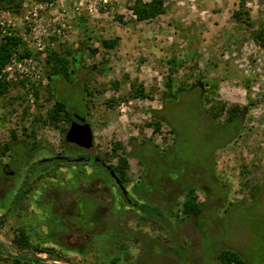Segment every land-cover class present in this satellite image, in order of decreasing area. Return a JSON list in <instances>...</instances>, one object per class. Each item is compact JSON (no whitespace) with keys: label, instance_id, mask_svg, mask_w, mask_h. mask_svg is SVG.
<instances>
[{"label":"rangeland","instance_id":"374dc122","mask_svg":"<svg viewBox=\"0 0 264 264\" xmlns=\"http://www.w3.org/2000/svg\"><path fill=\"white\" fill-rule=\"evenodd\" d=\"M161 1L141 21L136 0L0 7V38L19 37V51L31 53L0 74V264H13L7 254L43 264H220L222 250L264 264V0ZM176 89L173 133L163 98ZM199 93L209 112L224 106L215 122L202 116ZM53 95L86 114L90 153L116 148L110 167L126 157L135 206L97 191L92 181L108 179L91 164L40 162L67 155L64 112L48 117Z\"/></svg>","mask_w":264,"mask_h":264},{"label":"trees","instance_id":"16d2710c","mask_svg":"<svg viewBox=\"0 0 264 264\" xmlns=\"http://www.w3.org/2000/svg\"><path fill=\"white\" fill-rule=\"evenodd\" d=\"M39 2H52L53 0H36ZM15 2V0H0V7L1 6H7L10 5L11 3ZM161 4L162 1L161 0H154L152 3H143L140 0H136V2L134 3V5L132 6V11L135 14L137 20L141 21V20H146L149 18L154 17L156 14H158V12H160L161 10ZM236 16H238L236 14ZM240 22H244L243 19H239ZM257 41L262 40L261 39V33H257L254 37ZM22 44V41L19 37H15V36H3L2 38H0V74L1 71L3 70L4 66L10 61V59L14 56L17 55L16 57L18 59L21 58H25V57H29L30 56V51L26 50V49H21L19 51V47ZM102 44L104 47L106 48H112L115 44L114 41H110V40H103ZM77 56L73 58V62L74 65H76L77 63ZM54 72H57L55 69H53ZM61 71L63 73H65V75H67V71L65 68H61ZM71 72L73 73L74 71L71 70ZM55 74V73H54ZM54 74H52L49 77V80L54 79ZM60 78H64L67 79L66 77L63 76H59ZM1 78V75H0ZM58 78V77H55ZM7 85L8 83H6V81H2L0 79V95H3L6 90H7ZM169 86V83H168ZM138 92L141 94L142 93V89L138 88ZM182 92L181 89H176L175 91H173V93L171 94L170 97H164L163 98V106H164V110L163 112H168L170 113V115L168 117H166L165 115L163 116L165 118V120L167 122L170 123L171 127H172V131L174 132V123H175V119H180V113H178L179 109V103L181 104L180 100H179V94ZM34 94L36 95V93L34 92ZM199 96V100H198V106L200 107L199 109H201L202 111V116L204 117V115H207L206 117L208 119H210L211 122H215V120L217 119L218 115L223 112L224 110V106L221 105L219 107H215L213 109V111H208V109H205L203 103H201V98H200V93L198 94ZM54 98V102L53 105L51 107V109L49 110L48 113V117L49 119H53L55 120L60 114L61 112H65L68 110L67 106L65 103L57 100L56 95H53ZM230 111H228V120L230 122H233V118L235 116V113L238 111L237 107H232L231 109H229ZM158 113V112H157ZM153 117V115H152ZM161 117H157V119L155 120L156 125L159 124V122ZM173 125V126H172ZM178 136V135H177ZM62 144L63 145H67L62 137ZM177 140V139H176ZM9 146L6 143L4 149H8ZM26 149L24 150L25 154H26ZM28 150V149H27ZM113 153L112 154H105L103 157H101V159H103L104 161H107V159H111L116 155V148L113 149ZM27 155V154H26ZM132 156V155H130ZM99 158V157H98ZM114 173L116 175L119 176L120 180H123V177L125 176V172L128 168V164H127V159L126 157H119L118 158V162L116 167H110ZM144 173V172H143ZM189 193H191V190H189ZM190 197H187V199H189ZM191 202V206H192V201ZM193 209V207H192ZM196 213V212H195ZM191 213L186 214V216L190 215ZM145 217H141V220H144ZM51 249H39L38 252L39 253H52L50 252ZM0 253L2 254V251L0 250ZM26 257L24 255H20L19 257L17 256H11L9 254H7L6 260H11L13 262V264H43L41 259H38L37 257H34L32 260L29 259H25ZM220 264H245V262L237 255V253L231 251V250H222L218 256ZM1 260V257H0ZM5 260V262H6ZM54 264V263H52Z\"/></svg>","mask_w":264,"mask_h":264},{"label":"flooded vegetation","instance_id":"af4514ba","mask_svg":"<svg viewBox=\"0 0 264 264\" xmlns=\"http://www.w3.org/2000/svg\"><path fill=\"white\" fill-rule=\"evenodd\" d=\"M76 68V66H75ZM77 69V68H76ZM90 69H94V67H91ZM64 127L61 130V133L63 134L62 137L64 139L66 131L69 129L72 123L76 124H89L90 122L86 116V114L79 113L74 110H67L66 113L64 112ZM90 128L92 130V127L90 125ZM65 141V139H64ZM65 147L67 149V155H53L50 154L48 157H44L43 159L40 160L41 163H51L53 161H62L67 164H72V163H87L95 166L100 173H104V176L108 179V183L103 182V179H99L98 181H92L93 185L95 186V189L97 191H108L109 189H114L115 193L120 195L119 197H122L126 200L128 204H131L132 206H135L134 202H132L131 199H129V194L124 188V179L120 180L119 176L114 173V171L110 168L109 164L104 161L101 158L96 157L94 154L90 153L89 151L92 150L93 146L89 149H85L82 147H79L75 144L67 143ZM27 149H30L28 147ZM26 156H29V152H26ZM8 163H4L3 166ZM9 165V164H8ZM2 166V168H3ZM10 167V165H9ZM12 170V169H11ZM2 171V170H1ZM13 171V170H12ZM3 173V172H2ZM113 173L114 176L111 174ZM5 175V174H4ZM15 175V172L13 171L12 175H6V177H12ZM124 190H123V189ZM106 209V208H105Z\"/></svg>","mask_w":264,"mask_h":264},{"label":"water","instance_id":"95a60500","mask_svg":"<svg viewBox=\"0 0 264 264\" xmlns=\"http://www.w3.org/2000/svg\"><path fill=\"white\" fill-rule=\"evenodd\" d=\"M243 118L244 111L241 113V120H243ZM64 139L67 143L75 144L85 149H89L93 146V133L90 128V125L87 123H72L69 129L66 131ZM2 172L3 174L8 176L13 174V171L10 169L8 164H5L3 166ZM111 174L114 176L113 173Z\"/></svg>","mask_w":264,"mask_h":264},{"label":"built area","instance_id":"2783aa9c","mask_svg":"<svg viewBox=\"0 0 264 264\" xmlns=\"http://www.w3.org/2000/svg\"><path fill=\"white\" fill-rule=\"evenodd\" d=\"M10 68H8L7 70H9Z\"/></svg>","mask_w":264,"mask_h":264}]
</instances>
